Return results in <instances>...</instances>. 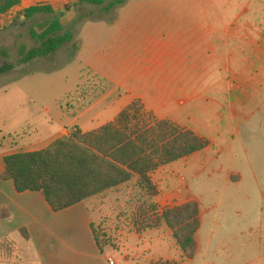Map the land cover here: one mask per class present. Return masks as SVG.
Wrapping results in <instances>:
<instances>
[{
	"label": "rangeland",
	"instance_id": "1",
	"mask_svg": "<svg viewBox=\"0 0 264 264\" xmlns=\"http://www.w3.org/2000/svg\"><path fill=\"white\" fill-rule=\"evenodd\" d=\"M237 1L128 0L107 12L62 0L56 13L62 15L63 34L72 39L55 55L31 61L40 46L33 32L40 33L52 15L26 19L18 13L49 2L33 0L13 10L0 22V67L15 66L0 75V147L8 154L42 150L74 126L86 131L103 126L137 100L148 121L170 120L210 142L206 150L152 175L161 209L196 198L205 212L201 252L189 264H264V48L251 47L253 39L264 38V16L243 18L227 32ZM181 25L187 29L184 43L193 41L194 47L176 46ZM152 37L169 45L164 64L161 53L154 58L148 48ZM98 76L116 86L103 90ZM231 159L244 171L246 184H225ZM179 183L188 192L176 197ZM139 192L131 184L86 201L105 251L118 262L134 251L129 236ZM159 235L165 237L163 230ZM165 242L181 264L174 238ZM152 249V257L133 258L135 264L162 260L160 249Z\"/></svg>",
	"mask_w": 264,
	"mask_h": 264
},
{
	"label": "trees",
	"instance_id": "2",
	"mask_svg": "<svg viewBox=\"0 0 264 264\" xmlns=\"http://www.w3.org/2000/svg\"><path fill=\"white\" fill-rule=\"evenodd\" d=\"M127 1L78 0L77 4L103 6L105 11L111 12ZM21 3V0H0V22ZM40 14H50L52 19L43 25L40 33L33 32L40 46L28 61L49 58L72 39L70 33L63 34L62 15H58L51 6L27 8L20 11L18 17L32 19ZM14 68V65L4 64L0 67V75ZM99 77L98 80L106 85L103 90L116 86L109 79ZM86 90L83 89V93ZM62 112L69 113L65 109ZM76 114L78 112L73 116ZM151 118L148 121L136 100L113 121L96 130L84 132L79 126H74L67 135L42 150L5 156L1 179L13 181L18 193L42 191L54 212L111 191L122 192L135 184L140 192L136 198L132 231L140 234L166 226L182 252L181 264H189L198 251L196 235L201 227L200 205L190 201L162 211L158 203L160 190L152 175L164 166L205 150L210 142L170 120L152 122ZM13 145H18V142ZM93 234L99 250L105 253L107 245L102 243L94 226ZM24 235L28 238L26 232ZM151 264L180 263L162 259Z\"/></svg>",
	"mask_w": 264,
	"mask_h": 264
},
{
	"label": "crops",
	"instance_id": "3",
	"mask_svg": "<svg viewBox=\"0 0 264 264\" xmlns=\"http://www.w3.org/2000/svg\"><path fill=\"white\" fill-rule=\"evenodd\" d=\"M32 1L22 2L21 6L16 9L25 5L27 8V4H31L30 2ZM45 1H48L49 4L41 3L38 5L51 6L55 11L61 3H63L62 0ZM69 4V2H65V6H68ZM237 4L238 12L235 16L236 23H230L227 31L229 33L231 32L230 29L236 27L238 23H241L243 18L256 20L257 18L262 19L264 16V0H238ZM85 5L86 4L81 6ZM28 6V8H30L37 5ZM248 27L250 28L252 25H248ZM185 30H187L186 27L182 25L181 27H177L178 34L176 46L179 47V49L189 46L194 47L195 45L193 41L184 43ZM210 30L212 29L210 28ZM163 31L165 32L167 30L163 27ZM263 40L264 38L262 41L258 42L256 39H253V45H251V47L263 49ZM149 42L150 46L148 48L151 51L152 56L156 58L157 52L161 53L164 64L165 58L169 56L168 43L164 41L158 42L154 37H152ZM116 45H114V42L112 41L110 47H115ZM179 49H176L177 53L179 52ZM229 59L231 58L229 57ZM158 62L161 63V61ZM229 112L232 115L237 114V111L233 108H230ZM83 116L84 115L79 116L75 119V122L80 124ZM98 128H93L88 131L83 128L81 129L84 132H89ZM7 155L9 154L0 147V264H109L110 259L114 260L116 264H135L134 261L136 259L134 260L133 258L144 261L149 254L152 257L153 247H158L160 249L162 254L161 259L174 261L173 256L167 253L168 247L165 242V240L171 242L173 233L166 226L156 231L148 230L140 234L132 231L129 240L134 243L132 246L134 251L130 253L131 257L129 255H124L122 262H118L117 259L107 251L102 253L95 241L93 234L94 220L88 204L83 202L61 212H54L47 203L42 191L18 193L13 181H3L1 179L5 170L4 158ZM230 163V170L224 177L225 184L231 187L246 184L244 171L235 169V160L231 159ZM170 165L171 164L168 166ZM163 168L164 167L159 169L161 170V173H163ZM255 178L257 177L255 176ZM179 179L183 182L186 180L184 177H179ZM176 180L177 178H173L172 181L175 183ZM185 188L184 184H180V186L175 185L174 194L176 197H179L184 191L187 193L188 191L185 190ZM174 194L172 195L174 196ZM190 201L198 202L199 200L196 198H190L183 204ZM198 203L200 205L201 227L196 235L198 244L196 257L201 252L200 232L203 227L205 214L200 201ZM161 210L163 211V209ZM162 230L165 237H159ZM25 232L28 238L25 237ZM171 245L174 246V244ZM178 248L179 247L176 248L177 252H181Z\"/></svg>",
	"mask_w": 264,
	"mask_h": 264
},
{
	"label": "built area",
	"instance_id": "4",
	"mask_svg": "<svg viewBox=\"0 0 264 264\" xmlns=\"http://www.w3.org/2000/svg\"><path fill=\"white\" fill-rule=\"evenodd\" d=\"M22 2H25V1H32V0H21ZM109 264H116L114 260L110 259L109 260Z\"/></svg>",
	"mask_w": 264,
	"mask_h": 264
}]
</instances>
